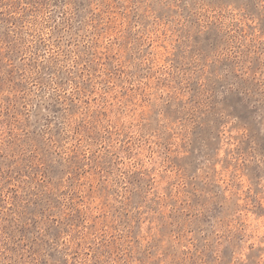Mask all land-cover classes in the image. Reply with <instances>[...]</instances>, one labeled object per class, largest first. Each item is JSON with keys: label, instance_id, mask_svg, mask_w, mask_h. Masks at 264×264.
I'll return each mask as SVG.
<instances>
[{"label": "rangeland", "instance_id": "obj_1", "mask_svg": "<svg viewBox=\"0 0 264 264\" xmlns=\"http://www.w3.org/2000/svg\"><path fill=\"white\" fill-rule=\"evenodd\" d=\"M0 264H264V0H0Z\"/></svg>", "mask_w": 264, "mask_h": 264}]
</instances>
